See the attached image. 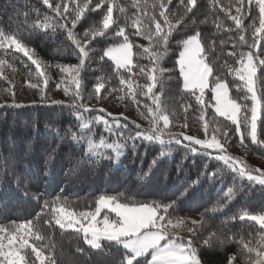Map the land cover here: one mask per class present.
<instances>
[{
	"label": "trees",
	"instance_id": "1",
	"mask_svg": "<svg viewBox=\"0 0 264 264\" xmlns=\"http://www.w3.org/2000/svg\"><path fill=\"white\" fill-rule=\"evenodd\" d=\"M262 6L264 0H0V62L32 83L44 81L46 94L57 86L64 93L52 102H0V240L21 243L24 264H129L117 240L94 249L82 231L57 223L60 208L92 213L108 197L151 205L168 226L183 219L189 234L176 239L202 264H255L264 227L243 216L264 214V183L245 175L264 173ZM195 34L211 68L204 99L184 89L179 68ZM124 42L133 64L118 68L105 51ZM249 53L262 58L258 143L250 137L253 100L238 75ZM220 82L240 105L241 134L214 108ZM0 86L10 85L0 76ZM178 128L218 138L229 160L245 167L177 142ZM98 143L120 145L118 162L114 149Z\"/></svg>",
	"mask_w": 264,
	"mask_h": 264
},
{
	"label": "rangeland",
	"instance_id": "2",
	"mask_svg": "<svg viewBox=\"0 0 264 264\" xmlns=\"http://www.w3.org/2000/svg\"><path fill=\"white\" fill-rule=\"evenodd\" d=\"M263 3V1H262ZM262 25L260 32L264 30V7L262 6ZM105 26L112 24V13L106 17ZM109 58L118 68H128L133 64L132 46L129 42L110 45L105 51ZM257 60L249 53L239 69V77L244 81L245 87L253 100L252 115L250 122V137L253 142L258 143L257 135L258 121L261 117V102L256 90ZM179 68L183 79L185 90L193 91L200 99H204L209 89L211 68L203 56V48L197 34L192 35L185 42L183 51L179 58ZM76 71V68H70ZM0 76L6 80L9 87L0 86V102L11 100L33 101L44 97L52 102L56 97L64 95L62 87L57 86L51 92H45V84L32 83L27 80L17 69L0 62ZM214 108L216 112L230 119L240 129V105L230 97V92L225 82L218 83L213 89ZM165 120L168 122L166 116ZM177 142H193L196 145L218 152L219 158L228 163L231 167L242 169L241 165L229 160V154L222 152L224 145L218 138H205L202 135L178 128ZM264 145V141L261 142ZM97 147H109L115 151V160L118 162L121 155L120 145L113 143L97 144ZM95 148L91 145L89 152ZM228 161V162H227ZM259 170L264 171V164L260 163ZM244 174V173H243ZM248 178L264 183V173L245 174ZM188 217V216H186ZM185 217V218H186ZM243 217L256 221L264 227V214H245ZM57 223L70 230L82 231L85 241L89 246L98 249L104 239L117 240L130 253L128 263L131 264L141 256H150L149 264H202L199 256L190 245L184 244L176 237L188 236L183 219L170 222L166 225L161 218H158L157 210L151 205H127L114 201L108 197L99 199L96 210L92 213H75L65 208H60ZM173 236V237H171ZM21 243L12 240L2 242L0 240V257L10 256L11 262L24 264L21 258ZM6 255V256H5ZM3 261L0 259V264ZM255 264H264V252Z\"/></svg>",
	"mask_w": 264,
	"mask_h": 264
}]
</instances>
